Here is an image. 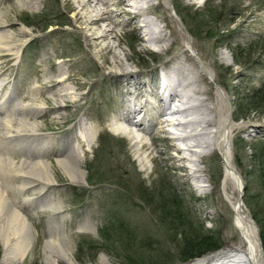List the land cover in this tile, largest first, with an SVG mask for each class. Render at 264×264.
Instances as JSON below:
<instances>
[{
  "label": "rangeland",
  "instance_id": "obj_1",
  "mask_svg": "<svg viewBox=\"0 0 264 264\" xmlns=\"http://www.w3.org/2000/svg\"><path fill=\"white\" fill-rule=\"evenodd\" d=\"M39 1L30 7L19 0L2 2L10 23L15 24L12 31L18 37L20 51L14 58L0 60V86L5 85L6 96H14L12 105L24 101L40 107L39 113L30 109L33 114L29 118L39 125L35 144L47 140L43 160L50 164L57 183L26 191L20 190V178L6 185L10 203L25 216L31 232L27 256L22 261L7 257L11 264H127L123 255L130 244L106 243L100 232L103 227L112 225L115 229L121 223L137 239L131 256H138L140 262H158L163 254L174 258L179 248L172 242V231L162 223L157 207L160 201L178 206L173 212L187 217L189 213L194 229L203 228L221 242L220 250L226 248L227 224L217 207L216 192L201 189L197 179L184 180L185 174L177 168L178 153L171 147V126L168 132L159 133L155 125L159 119L153 110L157 104L155 94L163 71L168 70L169 63L173 66L171 62H180L196 73L204 71L208 78L203 75L202 86L213 94L208 96V104L218 107L216 117L221 116L225 125L233 128L231 153L245 194L247 188L250 197L263 198L264 189L252 156L253 145L264 142V99L256 104L260 111H251L241 121L234 119V104L236 95L242 97L264 85V0H154L155 5L160 2L162 6L154 7L139 22H131L128 14L117 11L120 14L115 20L120 26L111 42L123 67L133 73L127 78L115 72L120 69L116 63L111 72L108 64L114 62L112 55L107 64L98 49L89 45L76 11L66 0ZM144 19L153 20L166 34H173V41H146L144 28L139 26ZM59 22L67 26L56 25ZM47 23L53 25L44 29ZM61 79H66L62 88L72 93L64 104L54 93ZM139 93L143 95L138 97ZM146 101V111L134 118L151 129L145 135L148 146L142 149L118 129L114 119L117 113H124L127 103L138 107ZM11 103L7 104L10 108ZM221 107L224 112L219 110ZM242 108L246 111L251 105ZM2 118L4 115H0ZM92 127L97 130L94 142L82 149L80 141L87 142ZM35 147L18 141L3 150L19 165L24 160L36 161L42 147ZM71 149L82 157L80 170L68 159ZM221 157L215 147L199 166L203 177L216 189L224 173ZM67 160L76 169V178ZM17 224L9 227L10 236L0 235V264L5 253L19 249L24 241L18 235ZM53 238L56 243L49 248ZM150 238L160 243H152L155 251L148 244L142 247ZM262 248L264 251L263 242ZM177 258L169 259V263L183 264Z\"/></svg>",
  "mask_w": 264,
  "mask_h": 264
},
{
  "label": "bare ground",
  "instance_id": "obj_2",
  "mask_svg": "<svg viewBox=\"0 0 264 264\" xmlns=\"http://www.w3.org/2000/svg\"><path fill=\"white\" fill-rule=\"evenodd\" d=\"M153 1L66 0L68 5L76 11V18L82 24V29L86 33L89 45L92 48L98 49L99 53L104 56L107 64L110 62L108 60L110 57L108 56L112 55V61L114 62L108 64L110 65V69H113H111V72L114 73L116 70L115 72L122 75L123 78H127V76L132 77L133 73H129L128 68L123 67L124 62L116 54L114 45H112L111 40L116 38V27L120 26L115 19L120 14L119 12H123L130 16L131 22H139V19L151 14L154 7L162 6L160 2L155 5ZM2 2L3 0H0V60L3 61L8 57L14 58L20 50L18 49V37L12 31L15 24L14 22L10 23ZM19 3L30 7L39 4L40 1L19 0ZM111 6L117 7V10L111 8ZM117 11L119 12L117 13ZM139 26L142 29L144 28L143 32L148 38L146 41L163 44L173 41L171 39L173 34H166L151 19L141 20ZM169 28L171 29V27ZM176 62H171L173 65L171 67L169 63L168 70L163 71L161 79H159L158 90L155 94L157 104L153 108L155 110L154 113L159 118L155 122V125L158 127L159 133L168 132L167 128L171 126L174 134L170 138L174 142L171 147L176 149L178 153L177 161L180 162L177 168L185 174V181H188L189 178L197 179L198 183L201 182L199 186L201 189L208 190L210 193L216 192L217 207L227 224L224 230L227 247L214 254L196 259L189 264H264V251L260 232L245 201L242 199L244 183L232 158L230 132L233 128L230 125H225V121L221 116L216 117L218 107L212 108L208 104V96L212 95L213 97V94L208 87L202 86L205 80L203 75L207 77V74L204 71V73H196L192 68H186L180 62ZM115 63L120 67L119 70H114L111 67ZM120 75L116 77H121ZM65 81L66 79L59 80L57 89L54 92L55 97L63 104L65 99L69 98L72 94L62 88ZM4 89L5 85L2 84L0 86L1 94L4 92ZM138 95L143 94L139 93ZM7 97L6 94L0 97V115H4V118L0 119V132L3 134V138L0 139V235L3 234V236L7 237L9 235V227L19 222V225L17 224L20 227L18 235L24 241L21 243L19 249L8 254L5 253L2 264H11V261H9L11 259L7 257L12 258L14 261L24 260L31 245V232L27 227V219L24 218L25 216H22L20 210L18 211L10 203L6 185L9 181L20 178L22 182L20 190L26 191L38 186L49 187L56 181L51 175L53 173H51L50 164H48L47 160V162L43 160V156L46 154L43 148L46 147L45 143L47 140L35 144L37 142L36 138H38L39 125L29 118L33 114L30 112V109L36 110L35 112L39 113L40 107L31 106L24 101L17 100L12 105L11 102H14V96L9 95ZM6 98L9 100H6ZM3 100L7 101H5L6 105ZM216 101L221 106V103L217 99ZM8 103H11L9 104L12 106L11 108L8 107ZM148 104V101H146L145 104L134 107V105L127 103L124 113H117L114 119L118 125V129L129 135L135 144L142 149L148 146L145 141V135L150 134L151 129L145 126L141 120L135 122L134 118L137 115H141L143 111H146ZM219 110L224 112L222 107ZM217 116H219L218 111ZM210 128H213V130H210ZM90 132L91 134L87 142L80 141L82 149L87 147V144L90 145V143L94 142L97 134L96 127H92ZM18 141L23 144L36 145V149L42 147L37 152L36 161L24 160L17 165L10 157H6L7 153L3 149H8V145ZM175 143H181V146L178 147ZM215 147L220 151L224 168L223 177L218 185V189L213 186L211 180L203 177L204 171L199 167L203 157H206ZM70 155L68 159L72 161L71 163H73L76 169L80 170L82 157L78 156L76 149H71ZM67 163H69L68 160ZM188 163L191 166L187 165ZM65 165L67 166L68 164ZM69 165L74 174L76 169L74 170L73 165L70 163ZM74 177L76 178L75 174L73 175ZM55 243L53 238L48 243V247L52 248ZM54 253L56 254V252H51L52 255ZM60 256V254L56 256L57 262H60ZM68 264L75 263L72 261Z\"/></svg>",
  "mask_w": 264,
  "mask_h": 264
},
{
  "label": "trees",
  "instance_id": "obj_3",
  "mask_svg": "<svg viewBox=\"0 0 264 264\" xmlns=\"http://www.w3.org/2000/svg\"><path fill=\"white\" fill-rule=\"evenodd\" d=\"M52 25L53 23H47L46 25H44V29H48V27ZM56 25L65 27L67 26V23L59 22ZM235 98L234 119L235 121H241L245 119V117L251 111H260L261 107L256 104L260 102L261 99H264V85L256 90H251L242 97L236 95ZM248 104L251 105V108L245 111L242 107H248ZM253 151L254 154L252 158L256 163L255 165L257 168L258 178L261 182L262 189H264V142H256L253 145ZM245 202L251 210L252 218L260 228V235L264 246V197L260 199L252 198L249 195V189L246 188ZM166 203L168 202L160 201L157 207L161 212L162 223L166 225L168 229L173 233L172 242L177 244L179 252L174 258H169L167 255L163 254L162 259L163 257H166L165 260L161 259L158 262L151 261V264H170L169 259L173 260L176 257H178L177 259L179 262L184 264L202 258L203 256L216 252L222 248L223 245L221 244V242L217 240V238H215L211 233H207L203 228L194 229L195 226L193 217H191L189 213L187 217L186 215L181 214L177 211L173 212V209L178 210V206L170 207ZM122 225L124 224H119V226H117V228L115 229L114 227H112V225H110V228L112 227L111 229L109 228V226H106L105 228L103 227L100 232L102 234V237L104 238V242L111 243L112 241H115V243H124L126 241L128 244H130L123 255L125 260L127 261V264H147L144 262H140L138 256H131V248L136 245L137 239L134 234H132ZM113 233H117V236L114 237ZM144 241L145 242L140 241V243L143 242L145 244H142V247H146V244H148L147 247L152 248L153 251L155 250L153 249L152 243H156L157 245L159 243H157V241L152 238Z\"/></svg>",
  "mask_w": 264,
  "mask_h": 264
},
{
  "label": "water",
  "instance_id": "obj_4",
  "mask_svg": "<svg viewBox=\"0 0 264 264\" xmlns=\"http://www.w3.org/2000/svg\"><path fill=\"white\" fill-rule=\"evenodd\" d=\"M244 198H245V187L243 188V194H242V199L244 200ZM258 230H259V228H258ZM261 239V238H260ZM262 242V241H261Z\"/></svg>",
  "mask_w": 264,
  "mask_h": 264
}]
</instances>
